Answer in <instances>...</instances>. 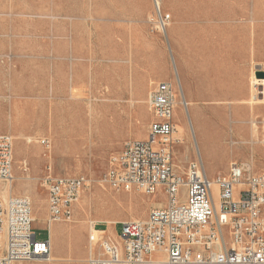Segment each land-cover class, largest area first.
Here are the masks:
<instances>
[{
  "label": "rangeland",
  "instance_id": "374dc122",
  "mask_svg": "<svg viewBox=\"0 0 264 264\" xmlns=\"http://www.w3.org/2000/svg\"><path fill=\"white\" fill-rule=\"evenodd\" d=\"M157 1L171 16L168 35ZM252 77L264 78V0H0V134L14 138L15 178L0 200L28 197L41 218L33 224L37 240L51 237L52 227L59 234L51 262L18 264H85L89 223L104 231L117 224L112 231L120 235L121 223L144 221L167 203L161 190L119 192L101 183L127 141L147 139V99L160 83L173 84L177 130L184 131L174 135L179 174L198 159L210 179L227 175L232 163L264 172L262 117L251 133ZM211 142L226 156H206ZM49 168L88 181L72 220L51 227L42 185ZM6 187L0 183L1 192Z\"/></svg>",
  "mask_w": 264,
  "mask_h": 264
},
{
  "label": "built area",
  "instance_id": "2783aa9c",
  "mask_svg": "<svg viewBox=\"0 0 264 264\" xmlns=\"http://www.w3.org/2000/svg\"><path fill=\"white\" fill-rule=\"evenodd\" d=\"M157 13L166 28L171 16L159 6ZM147 104L153 115L147 139L127 141L111 157L101 183L119 192L161 190L167 203L152 208L144 221L121 223V245L93 222L85 264H264V172L232 163L227 175L210 179L198 159L179 174L173 164L178 142L174 86L158 84ZM13 163L14 138L0 134V183L13 184ZM42 185L48 225L71 221L87 179L54 176L49 168ZM32 214L28 197L0 200V264L53 260L51 237L37 240ZM156 252L165 259H154Z\"/></svg>",
  "mask_w": 264,
  "mask_h": 264
},
{
  "label": "bare ground",
  "instance_id": "6f19581e",
  "mask_svg": "<svg viewBox=\"0 0 264 264\" xmlns=\"http://www.w3.org/2000/svg\"><path fill=\"white\" fill-rule=\"evenodd\" d=\"M157 5L159 6V8H161L160 7V5H159V3H158V1H157ZM158 6H157V9H158ZM189 16L188 15H186V14H183L182 15V18H183V20H182V22H186V20H187V18H188ZM169 24V23H168ZM159 25H160V29L162 30L163 29V31H164V34H166V35H168V32H167V29L166 28H163V26H162V24H160L159 23ZM168 26V25H167ZM179 58V57H178ZM181 61V60H180ZM253 78V77H252ZM251 80H253V82H252V84L250 85L251 87H250V93H249V99H248V103H249V108H250V114H249V116H250V118H252V120H253V126H252V128H251V133H253V134H256V133H258V131H259V129L257 128V126L255 125V119H259L258 117H262L263 118V124H264V112H261V111H259V108L261 107V106H264V78H253V79H251ZM73 90V89H72ZM72 94H73V97H74V91H72ZM261 96H263V99H261L262 97ZM228 101H229V99H228ZM244 102V101H243ZM65 105L67 104L68 106L70 105V103L69 102H67V100H65ZM184 103V102H183ZM182 103V104H183ZM228 103V102H227ZM229 103H230V101H229ZM236 103V102H235ZM238 103V102H237ZM247 103V102H246ZM229 106V105H228ZM232 106V105H231ZM186 107V106H185ZM227 108V107H226ZM177 115V114H176ZM236 121L235 122H239V119L237 118V117H235L234 118ZM221 122H222V125H223V127H224V129H225V127H226V121L225 120H221ZM234 122V121H233ZM251 122V121H250ZM262 122V121H261ZM258 123V122H257ZM219 124V123H218ZM74 126V125H73ZM75 127H77V126H74L73 127V130H75ZM238 128L239 127H237L236 129L238 130ZM232 130H233V128H232ZM178 132H179V136H178V138H180L181 137V135L183 134V128H181V127H179L178 128ZM178 132L176 133V135H178ZM227 133V132H226ZM22 134V133H21ZM230 134V133H229ZM260 134V133H259ZM33 138V137H32ZM31 137H29V136H24V135H20V137H19V140L20 141H24V139H25V143H27V145H29V144H32L34 141H33V139H32ZM37 138V137H36ZM206 138V137H205ZM90 139V138H89ZM205 140L206 139H201L200 138V142H201V144L203 145L204 143H205ZM178 141V140H177ZM231 142V141H230ZM242 143V142H241ZM86 148V147H85ZM203 148H204V146H203ZM230 148V147H229ZM231 151V150H230ZM204 154L206 155V156H208V155H212V158H223V157H225L226 156V154H227V152H226V149L225 148H221L220 150H215L214 148H213V145H211L209 148H204ZM47 155V154H46ZM185 156V155H184ZM25 160V159H24ZM175 162H176V160H175ZM179 168V167H178ZM26 175V174H25ZM25 178V177H24ZM19 179V178H18ZM21 179H23V178H21ZM32 179V178H31ZM10 187H11V185H7V187H6V189L4 190V191H2L1 192V190H0V198H3V199H5L8 195H9V191H10ZM26 187V186H25ZM113 196V195H112ZM129 198H130V201H133L134 199H135V196H129ZM128 198V199H129ZM116 199H119V200H121V197H116ZM38 208H36V211H35V214H32V218H33V220L34 221H37L39 218H40V216L39 215H37V213H38ZM41 219V218H40ZM93 222H91V223H89L90 225L92 224ZM90 228V227H89ZM69 235V234H68ZM51 238H52V243L54 244V242H55V240H56V238H58L59 239V234H58V232H57V230H55L53 227L51 228ZM114 241L116 242V243H118V245H121V241H120V239L119 238H115L114 239ZM53 244H52V246H53ZM159 254H161V257L160 258H158V259H160V260H164L165 259V255L163 254V253H159ZM55 259V258H54Z\"/></svg>",
  "mask_w": 264,
  "mask_h": 264
},
{
  "label": "crops",
  "instance_id": "0c3cea01",
  "mask_svg": "<svg viewBox=\"0 0 264 264\" xmlns=\"http://www.w3.org/2000/svg\"><path fill=\"white\" fill-rule=\"evenodd\" d=\"M169 83H170V81H169ZM171 84H172V83H171ZM172 85H173V84H172ZM211 137H212L211 134H210V135L208 134V136L205 138V139H206L205 141H208V142H209V140L211 139ZM144 138H145V137H144ZM211 145H213V147H214V144H213L212 142L210 143V146H211ZM210 146H209V147H210ZM161 206H163V204H157V205L154 206V207H161ZM34 222H37V221H34ZM116 226H117V224H116L114 227H112L111 229H109V228L106 229V230H107L106 232H108L109 238L112 239V240L115 239V238H118V236H119L118 233L112 231L113 229H116ZM49 236H50V234L48 235V238H49ZM57 240H59V239L56 238L55 242H56ZM52 244H53V243H52V238H51V246H52Z\"/></svg>",
  "mask_w": 264,
  "mask_h": 264
}]
</instances>
